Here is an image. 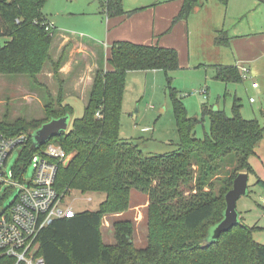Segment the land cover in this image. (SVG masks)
Instances as JSON below:
<instances>
[{
    "label": "trees",
    "instance_id": "16d2710c",
    "mask_svg": "<svg viewBox=\"0 0 264 264\" xmlns=\"http://www.w3.org/2000/svg\"><path fill=\"white\" fill-rule=\"evenodd\" d=\"M48 1L0 0V39H9L0 45V74L36 78L43 70L57 31L47 28L51 24L42 14ZM182 1L173 26L188 20L203 0ZM218 1L228 6L230 0ZM101 5L110 19L136 13L125 11L123 0H104ZM214 40L215 45L231 47L226 30L218 31ZM107 58V70L102 67L95 73L83 117L74 122L72 130L49 141L71 155L59 167L56 189L65 196L73 192L103 194L105 199L97 210L76 212L44 230L39 255L46 264H264V245L254 240L259 228L246 225L244 219L204 246L211 230L224 218L225 197L237 175L256 176L249 160L264 140V127L257 119H244L241 101L235 98L232 117L219 108L203 106L202 117L210 118V134L201 140L196 133L201 121L188 115L181 93L171 86V73L181 68L176 49L123 41L110 48ZM155 70L168 77L180 142L173 153L151 156L121 135V116L129 72ZM213 71L215 80L227 85L244 83L237 66L217 65ZM57 104L61 109H50L44 121L2 123L0 133L30 135L52 119L73 114V107L62 96ZM32 145L31 139L19 153L14 166L18 178L25 175L38 150ZM193 183L192 194L185 196L181 187ZM256 185L264 190L262 179ZM133 189L147 191L151 198L150 246L135 250L129 221L114 224L116 244L106 246L100 229L103 217L127 211ZM13 262L6 256L0 259V264Z\"/></svg>",
    "mask_w": 264,
    "mask_h": 264
},
{
    "label": "rangeland",
    "instance_id": "374dc122",
    "mask_svg": "<svg viewBox=\"0 0 264 264\" xmlns=\"http://www.w3.org/2000/svg\"><path fill=\"white\" fill-rule=\"evenodd\" d=\"M101 1L104 0H49L45 4L42 14L47 16L58 32H64L70 38L64 40L62 35L56 31L51 43L50 58L36 78L23 74H0V124L14 125L19 120L27 123L44 121L48 117L50 109L55 112L61 109L57 104L61 96L63 102L74 109L69 118L70 123L67 131L72 130L74 122L83 117L96 76L95 73L102 68H95L96 70L91 72L87 70V63L98 62L96 56L100 59L103 50L92 43L90 60H87L84 57L87 55L88 49L83 48V51L80 44L89 45V41L92 39H95L101 46L106 44V39H101L98 32L96 34V31L102 26L106 27L107 25V15L101 8ZM208 1L217 4L220 9L226 10V30L232 25L234 28L236 24L235 30L243 29V24L247 19H254L255 23L259 25L258 28L264 27V2L230 0L227 10L217 0ZM241 20L243 21L240 22ZM8 40L0 39V45ZM184 56L185 65L181 66V70L170 75L171 86L181 93L182 103H184L188 115L192 118H199L201 121L196 128L199 139L204 140L206 135L210 134V118L202 117L203 106L208 104L215 109L219 108L224 110L228 117H232L235 98L241 101V116L246 120L257 119L264 127V78L263 80L260 77L255 78L258 83L260 82L262 88L258 93H253L250 90V84L227 85L221 80H215L213 67L201 64L202 55L196 53L195 50L191 53L192 57L187 52ZM232 57L230 61L226 62L227 64L225 63L226 65H231L228 63H231L232 59L236 60L234 55ZM71 60L73 62L70 69L67 68L69 71L64 72L63 69ZM210 62L216 63V60ZM58 65L59 67H56ZM104 70H107V64ZM129 73L126 78V91L123 99L121 135L125 139L131 140L146 155L158 156L173 153L178 148L180 136L177 132L170 89L167 88L168 77L162 71L151 75L145 72ZM246 74H250V70ZM70 91L79 96L78 99L71 96L67 100L66 94ZM250 97L254 98L255 103L250 101ZM261 146L264 156V140L258 147ZM18 157L19 155L15 154L11 158L6 167L8 173L13 171ZM252 160L253 165L257 168V177L264 181V158H253ZM33 174L34 169L30 164L27 166L24 180H31ZM249 178L248 196H243L238 201L237 210L242 215V219H245L246 225L259 228L254 234V240L264 245V190L256 185L258 178L255 175H251ZM193 185L194 183L189 187L187 185L181 187L185 196L192 194ZM216 191L218 192V189ZM17 194L18 190L12 187H9L7 192L4 188L0 191L1 212L15 202ZM130 195L131 202L127 211L103 217L100 228L102 243L106 246L116 244L114 224L129 221L134 228L132 241L135 250L142 251L150 246L148 209L151 198L147 191L142 192L136 189H133ZM104 197L103 194L83 196L73 192L70 196L66 195L65 199L76 212H82V210H97L99 203L105 199Z\"/></svg>",
    "mask_w": 264,
    "mask_h": 264
},
{
    "label": "crops",
    "instance_id": "0c3cea01",
    "mask_svg": "<svg viewBox=\"0 0 264 264\" xmlns=\"http://www.w3.org/2000/svg\"><path fill=\"white\" fill-rule=\"evenodd\" d=\"M182 2V0H123L125 11H136V13L111 19L107 17L106 27L102 26L101 29L96 31V34L98 32L101 35V39H106V44L101 46L95 39L90 40L89 45L84 43L80 44L83 51V48L88 49L87 55L84 57V59L87 60H90V51L93 45L98 46L103 50L100 59L96 56L98 62H93V64L90 62L87 63V70L93 72V70L99 69L100 67L105 68L109 50L117 42L127 41L137 45H151L158 43L162 47L176 49L180 56L181 66L185 65L184 55L186 52L191 56L192 51L195 50L196 53L202 55L200 63H204L211 68L217 65L232 67L234 65L240 70H250V74H243L244 83L251 85L250 90L253 93H258L261 90L262 85L260 82L258 83L255 78L260 77L262 80L264 78V27L260 26V28H258L257 26L259 25L255 23L254 19H247L243 24V29L235 30L237 26L236 24L234 28L232 25L226 30V10L220 9L217 4L210 3L208 0H203L201 5L196 8L188 20L179 22L173 26L172 21L179 14ZM257 2L260 3L259 0H257ZM221 5L228 10V6ZM242 21L243 20L240 22ZM51 26L58 30L52 24ZM220 30H226L228 32L229 38L231 39L230 48L215 45L214 39L217 32ZM60 34L64 40L70 38V36L64 32H61ZM233 55L236 60L232 59L231 63H228L231 65H226V62L230 61ZM222 59L223 61H221ZM212 60H216V63L210 62ZM72 62L73 60L65 66L63 69L64 72L69 71ZM250 67L251 69H248ZM177 71H174L173 73ZM159 72L161 71H145V73H148L149 75L152 73L157 74ZM253 83H257L259 87L254 88L252 85ZM75 93L77 94V92ZM71 96L76 98L79 97L70 91L66 94V99L68 100ZM82 100H84V98H82ZM262 153L263 147H258L256 149V155L252 156L249 160L255 173H257V168L253 165L252 159L260 157L264 158ZM240 217L241 219L243 218L241 214Z\"/></svg>",
    "mask_w": 264,
    "mask_h": 264
},
{
    "label": "built area",
    "instance_id": "2783aa9c",
    "mask_svg": "<svg viewBox=\"0 0 264 264\" xmlns=\"http://www.w3.org/2000/svg\"><path fill=\"white\" fill-rule=\"evenodd\" d=\"M242 70L243 74L248 72ZM252 85L259 87L257 83ZM250 101L255 102L254 98ZM30 140L28 134L7 136L0 133V191L4 188L7 192L9 187L18 190L15 202L0 211V259L9 257L14 264H46L39 255L40 236L54 222L76 215L65 195L56 189L59 167L71 159L60 145L49 142L47 147L37 150L30 162L34 169L31 180L25 181L24 175L18 178L14 168L7 172L11 158L20 155Z\"/></svg>",
    "mask_w": 264,
    "mask_h": 264
},
{
    "label": "water",
    "instance_id": "95a60500",
    "mask_svg": "<svg viewBox=\"0 0 264 264\" xmlns=\"http://www.w3.org/2000/svg\"><path fill=\"white\" fill-rule=\"evenodd\" d=\"M218 111V109H215ZM70 115L63 116V118L52 119L44 124L39 129L33 131L29 136L33 141L32 149H39L41 146L49 143L54 137L60 136L66 132L69 128ZM249 175L246 173H240L237 175L234 181L233 188L226 194V211L221 223L216 225L211 230L206 240H204V246L216 242L223 232H229L240 223V214L237 210V203L243 196H248L249 189Z\"/></svg>",
    "mask_w": 264,
    "mask_h": 264
}]
</instances>
